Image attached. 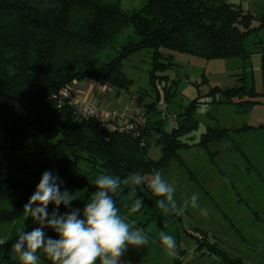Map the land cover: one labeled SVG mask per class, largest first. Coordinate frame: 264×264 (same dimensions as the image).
Wrapping results in <instances>:
<instances>
[{"label": "trees", "instance_id": "obj_1", "mask_svg": "<svg viewBox=\"0 0 264 264\" xmlns=\"http://www.w3.org/2000/svg\"><path fill=\"white\" fill-rule=\"evenodd\" d=\"M255 21L260 24L254 26ZM127 29L132 32L126 33ZM260 30H264V16L227 0H147L132 11L123 9L122 0H0V156L4 160L0 166V224L25 215L24 205L44 171H52L63 188L83 197L77 208L61 205V214L81 209L91 199L98 176L112 175L123 181L137 171L145 181L138 186L122 184V190L113 195L117 206L130 205L129 201L123 204V199L132 194L129 199L133 202L141 193L151 212H164L157 206L163 198L148 187L155 170L165 179L177 162L189 180L205 190L182 159L179 152L183 150L200 148L216 171L226 175L210 150L211 144L229 140L241 151L233 133L264 125L245 124L238 129L208 126L194 142L192 134L200 127L195 113L204 100L198 96L174 114L177 82L170 80L168 71L178 66L175 53L206 61L246 59L251 53L245 40ZM105 48L114 55L101 61L98 54ZM143 50L150 53L154 94L136 90L134 97L143 120L136 121L131 130L103 128L95 118H81L61 99L63 88L71 89L87 79L121 92L127 90L132 80L123 70L124 62ZM262 61L260 91L248 86L243 73L232 87L210 86L206 94L210 103L232 105L238 113L264 104V53ZM204 83H209L207 77ZM166 119L169 126L174 123L170 129ZM154 148L159 149L158 158L151 155ZM26 157H33L34 162H26ZM54 207L48 206L49 214ZM168 214L176 216V212ZM186 234L197 241L202 254L221 257V264L244 263L211 243L203 228L195 226ZM47 235L58 238L55 232ZM17 238L0 246V259L6 264H20L9 256ZM178 251L181 258H174V264H182L187 252Z\"/></svg>", "mask_w": 264, "mask_h": 264}, {"label": "rangeland", "instance_id": "obj_2", "mask_svg": "<svg viewBox=\"0 0 264 264\" xmlns=\"http://www.w3.org/2000/svg\"><path fill=\"white\" fill-rule=\"evenodd\" d=\"M146 1L122 0V7L126 11H132L141 8ZM227 1L241 5L243 9L249 10L254 15L264 16V0ZM259 24V21H255L253 25ZM129 32L131 33L132 30L127 29L126 33ZM245 47L251 53L246 59L206 61L188 54H174V62L178 66L168 71L170 80L177 82L173 88L176 91L172 103L173 113L178 114L183 106L198 96L204 100L195 113L200 127L192 134L194 142L199 140L208 126L215 127L219 124L221 127L238 129L245 124L264 125V104H259L245 113H238L234 106L210 103L211 98L206 96L210 86L225 88L238 84V79L243 73L246 75L248 86H254L258 91L262 89L264 30L250 34L245 40ZM112 54L111 49L105 48L100 51L98 57L104 61ZM150 69L151 58L148 50L134 53L124 62L123 70L132 80V84L127 90L122 91L124 96L118 95L116 107L113 109L108 110L101 104L76 98L94 105L105 116L118 112L134 117L139 107L133 106L132 114L128 109L132 106V101L137 99H128L126 96L138 95L136 90L154 94L150 84ZM205 77L209 83H204ZM262 100L264 101V98ZM169 121L165 120L167 129L174 124L171 121L169 126ZM233 134L241 151L235 149L229 140H221L210 146L216 162L226 175L216 171L206 153L200 148L179 152L205 190L201 189L196 182L190 181L185 169L180 168L177 162H173L165 180L175 189L177 204L175 217L165 212H151L141 193L136 198H142L143 207L137 212L131 211L135 202V200L131 202L132 194L129 195L131 199H123V204L127 201L131 204L124 205L122 208L117 206L121 214L135 227L139 225V228L143 229L151 239L145 247L129 246L121 257L120 264H174V258L167 255L159 242L158 237L161 231L172 235L178 248L187 250L183 255L182 264H221V257L209 253L202 254L203 252L198 249L197 241L186 234V231H190L195 226L206 230L211 243H217L219 248L232 257L241 258L243 264H264V128ZM151 155L158 158L159 149L154 148ZM24 160L28 163L34 162L33 157H26ZM3 162V156H0L1 167ZM65 189L61 186L62 191ZM69 192L76 198L69 208L79 207L83 197L76 191ZM193 194L199 197V207L192 208L189 205L186 210L181 211L184 201L190 199ZM90 200L88 199L85 203ZM114 200L117 204L118 199ZM255 212L259 215L257 216ZM179 217L182 221L178 220ZM10 225L0 224V227H6V229L14 227L13 232L16 234L21 230H32L39 226L31 217L26 218V216L17 219L14 226ZM43 263L41 260V264ZM48 264H50L49 261Z\"/></svg>", "mask_w": 264, "mask_h": 264}, {"label": "clouds", "instance_id": "obj_3", "mask_svg": "<svg viewBox=\"0 0 264 264\" xmlns=\"http://www.w3.org/2000/svg\"><path fill=\"white\" fill-rule=\"evenodd\" d=\"M145 181L139 171L125 180L112 175H100L95 180L96 191L83 209H72L63 214L59 207L69 208L76 198L67 189L61 190L62 181L52 171H44L40 181L24 205L26 218L31 217L38 227L31 231L21 230L13 250L20 264H41V255L50 264H120L121 257L129 246L145 247L151 237L143 229L129 223L117 207L113 195L123 185L138 186ZM151 192L162 197L157 206L165 213L177 211L175 189L155 170L148 181ZM135 194V187H133ZM198 195L193 194L183 203L181 211L189 205L198 208ZM54 205L49 214L48 206ZM143 207L142 198H135L131 208L137 212ZM45 229H52L58 236H48ZM159 242L169 257L179 259L180 252L175 238L161 231Z\"/></svg>", "mask_w": 264, "mask_h": 264}, {"label": "crops", "instance_id": "obj_4", "mask_svg": "<svg viewBox=\"0 0 264 264\" xmlns=\"http://www.w3.org/2000/svg\"><path fill=\"white\" fill-rule=\"evenodd\" d=\"M72 92L79 99L92 101L98 104H101L104 108L110 110L116 107L118 95H123L121 91L108 88L100 83H97L93 80H84L81 81L71 87ZM126 96V95H125ZM128 99H133L135 97L126 96ZM137 99V98H136ZM133 106L139 107L138 99L132 101V106L128 111L130 114L134 113ZM139 109V108H138ZM137 109V110H138ZM25 216V215H23ZM22 218V217H21ZM19 220V219H18ZM16 221L12 222L11 225L14 226ZM10 225V226H11ZM11 229H6V227H0V243L5 241L8 238H12L13 236H17L20 232L14 234V227H10ZM27 231H31L30 229ZM46 232H54L52 229H45ZM11 259L19 260L18 254L15 253L13 248L10 251ZM41 255V260L44 262L43 264H48V260ZM0 264H6L4 261L0 262Z\"/></svg>", "mask_w": 264, "mask_h": 264}, {"label": "built area", "instance_id": "obj_5", "mask_svg": "<svg viewBox=\"0 0 264 264\" xmlns=\"http://www.w3.org/2000/svg\"><path fill=\"white\" fill-rule=\"evenodd\" d=\"M59 95L62 100L74 107L75 111L81 118H95L101 127L112 131L131 130L137 124V122H142L143 120L139 110L136 112L134 117H129L118 112H113L108 116H105L101 114L94 105L76 98L72 90L69 88H63Z\"/></svg>", "mask_w": 264, "mask_h": 264}, {"label": "flooded vegetation", "instance_id": "obj_6", "mask_svg": "<svg viewBox=\"0 0 264 264\" xmlns=\"http://www.w3.org/2000/svg\"><path fill=\"white\" fill-rule=\"evenodd\" d=\"M17 221V220H16ZM14 222V221H13ZM12 222H8V224H11ZM1 224H7V223H1ZM46 233H50V232H46ZM17 236H19V235H17ZM13 237H15V236H13ZM12 237V238H13ZM11 238H8V239H6L5 241H2L1 243H0V246L1 245H3L4 243H6L8 240H10ZM11 249H12V247L10 248V250H9V256H10V258H11V255H10V251H11ZM12 260H14V259H12ZM0 262H3L1 259H0Z\"/></svg>", "mask_w": 264, "mask_h": 264}]
</instances>
